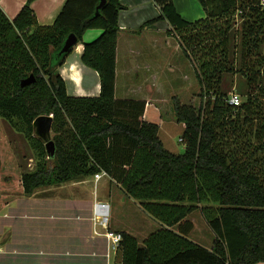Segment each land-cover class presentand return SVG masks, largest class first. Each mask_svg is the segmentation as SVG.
Masks as SVG:
<instances>
[{
  "label": "trees",
  "instance_id": "1",
  "mask_svg": "<svg viewBox=\"0 0 264 264\" xmlns=\"http://www.w3.org/2000/svg\"><path fill=\"white\" fill-rule=\"evenodd\" d=\"M33 1L13 20L0 8V118L24 130L36 152L30 172L6 169L0 160L1 196H31L104 171L160 225L141 244L120 232L119 264L264 263L263 0H197L205 16L192 22L172 0H153L159 15L144 26L167 23L166 34L185 45L200 89L197 109L173 97L175 119L184 125L181 155L164 148L158 124L143 120L144 100L115 96L120 1L105 0L96 13L99 0H66L50 25L38 23ZM89 29L101 33L83 42ZM70 34L83 44L82 63L99 76L97 97L66 92L58 68L72 52L61 53ZM236 73L245 91L233 107L221 84L225 74ZM49 115L55 152L48 158L33 122ZM5 197L2 206L10 201ZM196 211L214 234L210 248L189 238L188 216Z\"/></svg>",
  "mask_w": 264,
  "mask_h": 264
},
{
  "label": "crops",
  "instance_id": "2",
  "mask_svg": "<svg viewBox=\"0 0 264 264\" xmlns=\"http://www.w3.org/2000/svg\"><path fill=\"white\" fill-rule=\"evenodd\" d=\"M119 1L123 9L118 15L120 31L116 46L115 96L121 99L141 95L137 98L146 102L143 120L148 121L145 117L146 109L149 106L158 107L156 97L159 96L161 86L156 83V80L160 74L163 50L167 48V45L169 46L170 42L163 41L165 27L163 21L144 26L146 22L159 15L153 0ZM172 1L177 13L186 21L192 22L205 16L197 0ZM25 2L26 0H0V8L10 20H13ZM65 2L66 0H35L31 8L40 25H50ZM100 33L99 29L87 30L83 35V42L92 41ZM82 52V43L73 47L70 55L58 68V72L65 82L69 96L97 97L100 93L99 76L96 71L82 63ZM167 68L168 71L174 69L171 64ZM150 80H154L155 83H150ZM80 183L74 182V185ZM66 186L61 185L59 189ZM52 187H47L43 191H51ZM38 192L39 189L31 196L37 195ZM85 192L82 199L78 196L77 200L69 201L59 192L58 197L57 195L46 197L45 201H41L37 207L33 206L31 209L20 211L15 205L17 202L13 203L14 205L10 204L11 206L3 211L2 217L5 218V224L12 234V239L14 234L18 233L20 242L24 244V247L17 250L12 246L15 251L10 253L17 258L12 264H109L110 260L104 248L101 250L97 245V241H103V243L105 241L94 236L92 232L90 209L94 199L89 190ZM53 199L61 207L57 211L50 207L51 203H54ZM67 204H71L69 205L71 208L76 206L75 217L68 218ZM114 229L135 236L129 229L115 226ZM143 241L138 240L140 244Z\"/></svg>",
  "mask_w": 264,
  "mask_h": 264
},
{
  "label": "rangeland",
  "instance_id": "3",
  "mask_svg": "<svg viewBox=\"0 0 264 264\" xmlns=\"http://www.w3.org/2000/svg\"><path fill=\"white\" fill-rule=\"evenodd\" d=\"M240 23L241 21L237 18L236 28H239ZM163 26H165L163 41L169 40L170 43L169 46L167 45V48L163 50V59L160 65L161 69H159L160 74L156 80V83L161 86V91L158 92L159 96L156 97L158 107L149 106L146 109L145 117L150 122L158 123V137L164 148L175 155H181L185 150V144L180 141L184 132V125L178 123L175 119L173 112V97L177 98L179 104L191 105L197 109L200 105V89L194 77L193 61L192 59L188 60L185 58L182 53L185 45H182V40L178 36L173 35L174 33L171 36L166 34L165 29H167L168 25L165 21H163ZM234 49L235 47L233 50ZM238 52L236 46V64ZM169 64L174 68L173 71H168L167 67ZM150 83L153 84L155 81L150 80ZM221 91L226 92L228 97L233 93L239 94L241 100H243V92L245 91L243 77L238 73L225 74L221 84ZM140 96L141 95L137 94L131 98L138 99L137 97ZM52 137L53 133L51 131L50 138L52 139ZM35 154L36 152L33 149L32 142L26 136L24 130L20 131L13 127L7 120L0 118V160L4 159L6 169L8 167L14 169L17 167L21 172L33 170L36 164ZM79 182L81 183L78 185H74V182L65 184L67 186L63 189H59V186L52 187L53 190L51 191H43L45 188H42V191L39 189L37 195L30 196L31 198L24 196L22 193H7L6 197L3 196L10 201L4 206H2L0 202V264H12L16 262L14 261L17 259L16 256L13 257L10 253L11 251H15L12 246L16 250L17 248L21 249L24 247V244L19 240L20 234L15 233L12 239V234L8 231V227L5 224V218L2 217V214H4L3 211L11 206L10 204L16 202L15 205L18 211L31 209L33 206L37 207L41 201H45L46 197H54V195L59 194V192L61 196L65 195V198L69 201L77 200L78 196L82 199L85 190H89L94 199L93 203L95 201H102L109 204V230L120 233V231H115L114 226L129 229L139 241L144 240L149 234L160 228V225L143 211L138 201L126 197L118 186L111 183L109 179H102L97 183H94V181L90 179ZM3 197L0 193V198ZM52 202L54 203H51L52 205L50 207L53 210L57 211L61 208L55 199H53ZM69 205L71 204H67L68 209L66 210V214L68 218L75 217L77 212L75 210L76 206L74 207L72 205L73 207L71 208ZM92 206L90 209L91 213ZM91 216L92 214L90 215V219ZM188 219L194 226L189 237L190 240L205 248H210L214 240V234L203 220L201 214L196 211L188 216ZM97 231L101 232L104 230L100 227ZM92 232L94 236L105 241L102 236H97L95 234L93 226ZM97 245L101 250L104 248L107 253L106 241L104 243L103 241H97ZM20 259L22 258L20 257ZM108 259L110 260L109 264H117L119 261L116 252H112Z\"/></svg>",
  "mask_w": 264,
  "mask_h": 264
},
{
  "label": "built area",
  "instance_id": "4",
  "mask_svg": "<svg viewBox=\"0 0 264 264\" xmlns=\"http://www.w3.org/2000/svg\"><path fill=\"white\" fill-rule=\"evenodd\" d=\"M264 4V0L262 1ZM229 104L233 107H237L241 104L242 100L239 94H231L229 96ZM102 179H108L107 174L104 171H100L99 173L95 174L90 180L94 181V183L99 182ZM109 213H110V206L108 203L102 201H95L92 206V226L95 230V234L97 236H102L106 243H107V257L112 254V252H117L119 244L122 240L121 234L119 232H114L109 230ZM103 229L104 231H97Z\"/></svg>",
  "mask_w": 264,
  "mask_h": 264
},
{
  "label": "water",
  "instance_id": "5",
  "mask_svg": "<svg viewBox=\"0 0 264 264\" xmlns=\"http://www.w3.org/2000/svg\"><path fill=\"white\" fill-rule=\"evenodd\" d=\"M105 4V0H99V4L96 7V13L102 6ZM76 38L74 35L70 34L63 44L61 53L68 52L71 48L76 45ZM33 81V77L30 76L29 78L23 80L21 82V86L29 85ZM51 126H52V116H39L33 122V127L35 129L36 135L44 141V146L46 149V153L48 158L54 155L55 152V145L52 139L50 138L51 134Z\"/></svg>",
  "mask_w": 264,
  "mask_h": 264
}]
</instances>
